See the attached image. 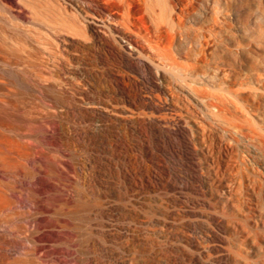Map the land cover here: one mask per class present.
Here are the masks:
<instances>
[{
  "label": "rangeland",
  "instance_id": "rangeland-1",
  "mask_svg": "<svg viewBox=\"0 0 264 264\" xmlns=\"http://www.w3.org/2000/svg\"><path fill=\"white\" fill-rule=\"evenodd\" d=\"M262 8L0 0V264H264Z\"/></svg>",
  "mask_w": 264,
  "mask_h": 264
},
{
  "label": "bare ground",
  "instance_id": "bare-ground-1",
  "mask_svg": "<svg viewBox=\"0 0 264 264\" xmlns=\"http://www.w3.org/2000/svg\"><path fill=\"white\" fill-rule=\"evenodd\" d=\"M257 6V5H256ZM258 23H259V33H260V37L264 38V8L260 9L258 11ZM250 97V96H248ZM2 158H0V161H2ZM4 163V162H3ZM1 197V196H0ZM6 258V257H5ZM4 261V260H3ZM0 263H1V254H0Z\"/></svg>",
  "mask_w": 264,
  "mask_h": 264
}]
</instances>
